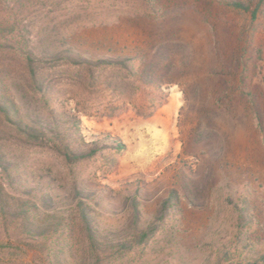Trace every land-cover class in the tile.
<instances>
[{
    "label": "rangeland",
    "instance_id": "rangeland-1",
    "mask_svg": "<svg viewBox=\"0 0 264 264\" xmlns=\"http://www.w3.org/2000/svg\"><path fill=\"white\" fill-rule=\"evenodd\" d=\"M227 1L0 0V88L39 137L0 112V182L63 221L3 219L0 264L262 262L264 0ZM56 131L123 146L68 163L40 140Z\"/></svg>",
    "mask_w": 264,
    "mask_h": 264
},
{
    "label": "trees",
    "instance_id": "trees-1",
    "mask_svg": "<svg viewBox=\"0 0 264 264\" xmlns=\"http://www.w3.org/2000/svg\"><path fill=\"white\" fill-rule=\"evenodd\" d=\"M227 4L235 9L244 10V11L250 10V7L240 0H228ZM251 13H252V16H254L256 11L251 10ZM132 58L134 59V57H129V59H132ZM102 62H109V61L103 60ZM28 65L32 72L33 79H35L36 70L34 67V63L32 61H29ZM0 90H3V89L0 88ZM3 91H4V94L0 93V112L2 113L4 119L8 122L10 128L25 136L39 138L36 134V132L38 131L36 130L34 126H30L26 124L25 122H23L20 118L14 116L12 112L13 110L11 108L12 102L10 100V96L5 94V90ZM14 111L16 113V110ZM72 124L78 126V124L75 121L72 122ZM55 135H57L56 136L57 138H50L42 133L40 140H45L46 143H50L51 147L54 148L56 152L60 154L62 158L68 163H72L79 159L93 155L98 149H100V143L103 141L113 142L115 145V148L117 149H120L123 146L122 143H120L119 141L109 140L107 137L105 139H108V140L91 141L90 143H88L90 147L87 149L73 150L61 139V136H59L60 132L56 131ZM176 197H177L176 192L174 190H170L167 194V197L163 200V205L164 206L168 205L169 201L172 198H176ZM80 203L81 201L78 202V204ZM76 209L79 213L78 216L84 223V226L87 230L88 240L91 245L92 252L95 255V258H99L101 254V249H102L101 248L102 242L99 240L100 238H98V236L95 234L96 231L95 229H93L91 220L87 212L84 210V208L78 205ZM16 211H21L23 217H20V216L18 217H20V219L21 218L24 219L28 225H30L32 228H35V229L39 228L40 225H42L43 223H46L47 219H50L54 225L56 224L60 225V223L63 222L62 217L59 216V213H60L59 211L52 210L51 212H45L43 214V212L42 213L38 212L35 204L29 205L28 201L26 200L22 201L20 204H15V202H13V198H11V196H9L8 193L5 191L3 183L0 182V225L2 224L3 219H6V217L8 216H14ZM134 214L135 216H137V212H134ZM140 233H141L139 237L140 241L145 239L148 236V233L145 232L144 229H141ZM119 240H117L115 246L126 247V248L130 247V241L122 240V239H119ZM260 256H261V261H262L261 263H259V260L257 259H247V257L246 258L244 257L242 260H240V263L264 264V255H260Z\"/></svg>",
    "mask_w": 264,
    "mask_h": 264
}]
</instances>
